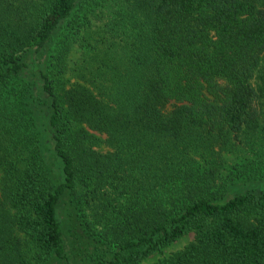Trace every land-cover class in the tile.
<instances>
[{
    "label": "trees",
    "instance_id": "obj_1",
    "mask_svg": "<svg viewBox=\"0 0 264 264\" xmlns=\"http://www.w3.org/2000/svg\"><path fill=\"white\" fill-rule=\"evenodd\" d=\"M192 234L151 264H264V0H0V264Z\"/></svg>",
    "mask_w": 264,
    "mask_h": 264
},
{
    "label": "rangeland",
    "instance_id": "obj_2",
    "mask_svg": "<svg viewBox=\"0 0 264 264\" xmlns=\"http://www.w3.org/2000/svg\"><path fill=\"white\" fill-rule=\"evenodd\" d=\"M101 138L105 139L104 136H102ZM42 139H44V138L42 137ZM44 146H45V148L47 147V140L46 139L44 140ZM97 150L100 153L109 152V150L104 146L97 148ZM46 155L49 156V158H51V154L46 153ZM68 208H69L68 205L65 203L64 206L60 209V213H61V217H62V220L64 222L65 229H66V236H67L66 240H67L68 252H70L71 246L73 245V243L75 241H73V236H72L73 234L68 227L69 221H70L69 214H68ZM194 239H195V236L193 234L184 238L180 243H178V244L174 245L173 247L165 250L162 254H156V255L152 256L150 259H148L147 263H149V264L156 263L157 261H159L160 259H162L164 257H168L175 252L183 250L186 246H188L190 243H192L194 241Z\"/></svg>",
    "mask_w": 264,
    "mask_h": 264
}]
</instances>
